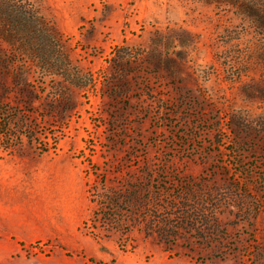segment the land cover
<instances>
[{"label": "rangeland", "instance_id": "rangeland-1", "mask_svg": "<svg viewBox=\"0 0 264 264\" xmlns=\"http://www.w3.org/2000/svg\"><path fill=\"white\" fill-rule=\"evenodd\" d=\"M0 264H264V0H0Z\"/></svg>", "mask_w": 264, "mask_h": 264}, {"label": "trees", "instance_id": "trees-1", "mask_svg": "<svg viewBox=\"0 0 264 264\" xmlns=\"http://www.w3.org/2000/svg\"><path fill=\"white\" fill-rule=\"evenodd\" d=\"M61 97H62V99L64 100V97H63V96H61ZM9 117H10V114H5V115L3 116L4 124H6V123L10 120ZM113 202L115 203V205H113V206H116V210H115L114 214H115V213H119L118 210H117V206H118V203H119L118 199H117V200H114ZM114 219H115V218H113V219H111V220L114 221Z\"/></svg>", "mask_w": 264, "mask_h": 264}]
</instances>
